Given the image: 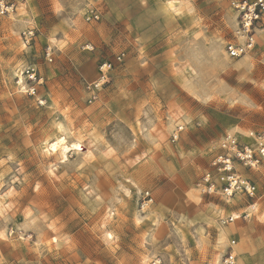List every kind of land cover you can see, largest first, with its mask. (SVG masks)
I'll use <instances>...</instances> for the list:
<instances>
[{
    "label": "rangeland",
    "instance_id": "obj_1",
    "mask_svg": "<svg viewBox=\"0 0 264 264\" xmlns=\"http://www.w3.org/2000/svg\"><path fill=\"white\" fill-rule=\"evenodd\" d=\"M4 1L0 264H224L231 240L236 264H264V161L241 172L252 200L197 187L225 132H264V16L230 58L232 0Z\"/></svg>",
    "mask_w": 264,
    "mask_h": 264
},
{
    "label": "built area",
    "instance_id": "obj_2",
    "mask_svg": "<svg viewBox=\"0 0 264 264\" xmlns=\"http://www.w3.org/2000/svg\"><path fill=\"white\" fill-rule=\"evenodd\" d=\"M232 7L238 13V24L234 32V40L226 43L225 51L230 58H239L251 52L255 46V29L262 24L264 16V0H232ZM13 5L0 0V16L8 15L12 12ZM99 19L97 10H89L86 14V21H96ZM87 50H92L91 45H86ZM123 55L116 56L117 61L122 60ZM46 58L51 60L50 52H46ZM111 68V63L103 62L99 65V72L96 80L88 83L86 89L89 93V102L97 97V92L108 81L107 72ZM28 78L35 79L33 68L26 70ZM172 135V140L177 137V132ZM246 140H241L233 132H225L218 140L219 152L215 154L209 164V168L202 174L197 183V187L204 195H216L227 201L235 195L242 194L252 200L256 195L255 184L243 176L239 167L253 169L264 161V132H248ZM148 195V194H146ZM149 196V202H151ZM255 202L247 205L246 209L238 216H228L224 222H232L242 217L250 218L255 211ZM235 241L229 243V250L224 256V264H236V258L231 251ZM156 263V262H155ZM154 263V264H155Z\"/></svg>",
    "mask_w": 264,
    "mask_h": 264
},
{
    "label": "bare ground",
    "instance_id": "obj_3",
    "mask_svg": "<svg viewBox=\"0 0 264 264\" xmlns=\"http://www.w3.org/2000/svg\"><path fill=\"white\" fill-rule=\"evenodd\" d=\"M64 139L65 138H61L59 141L50 144V147H49L50 150H52L53 152H56L59 149L62 153H65L70 147H68L67 145H65ZM53 145L56 146V149L55 150H53ZM71 147L73 149H80V146L77 145V144H73Z\"/></svg>",
    "mask_w": 264,
    "mask_h": 264
},
{
    "label": "crops",
    "instance_id": "obj_4",
    "mask_svg": "<svg viewBox=\"0 0 264 264\" xmlns=\"http://www.w3.org/2000/svg\"><path fill=\"white\" fill-rule=\"evenodd\" d=\"M262 30H264V28H263ZM215 147H216V146H215ZM217 151H218V150H216V148H215V152H217ZM213 155H214V154H213ZM213 155L210 157L207 166L202 168V170H201V174H200V177H201L202 174H203V173L209 168L210 161H211L212 158L214 157ZM238 169H239V171L242 172V174H243V172H244L245 169H244V168H240V167H239ZM243 176L247 177L246 175H243ZM200 177L198 178V180L200 179ZM198 180H197V182H198ZM198 190H200V189L198 188ZM198 190H197V191H198ZM198 192H200V191H198ZM202 196H203V195H202ZM214 196H216V195H214ZM202 198H203V197H202ZM200 200H201L200 196H197V201H200ZM219 213H221L220 210H219ZM219 213H218V214H219ZM218 214H217V215H218ZM218 216H220V214H219ZM227 245H228V244H227Z\"/></svg>",
    "mask_w": 264,
    "mask_h": 264
},
{
    "label": "snow or ice",
    "instance_id": "obj_5",
    "mask_svg": "<svg viewBox=\"0 0 264 264\" xmlns=\"http://www.w3.org/2000/svg\"><path fill=\"white\" fill-rule=\"evenodd\" d=\"M75 147V146H74ZM56 149V146L55 145H53V150H55Z\"/></svg>",
    "mask_w": 264,
    "mask_h": 264
}]
</instances>
